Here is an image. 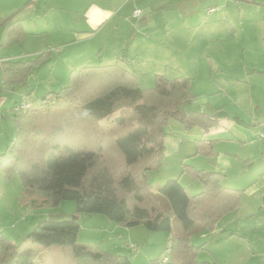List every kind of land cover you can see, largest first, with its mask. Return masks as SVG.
<instances>
[{
	"label": "rangeland",
	"instance_id": "obj_1",
	"mask_svg": "<svg viewBox=\"0 0 264 264\" xmlns=\"http://www.w3.org/2000/svg\"><path fill=\"white\" fill-rule=\"evenodd\" d=\"M136 10L141 14L135 15ZM22 13L29 34L21 43L4 47L3 27L0 59L51 55L14 90L8 86L3 92L11 106L6 113L0 111V230L20 250H41L28 238L30 232L54 215L73 218L76 202L65 200L53 206L46 202L45 191L25 187L19 172L8 174L3 169L17 137L12 106L26 98L37 104L47 93L60 91L73 68L120 61L137 74L140 88L152 87L157 73L168 78L185 75L194 93L183 106L186 111L231 118L230 131L257 133L261 138L264 129L249 121L258 119L264 128V0H26ZM165 131L162 163L149 172L150 182L158 186L179 178L190 193H199L201 183L185 168L213 169L215 159L199 143L205 138L202 129H187L171 119ZM213 144L217 150L234 146L223 140ZM106 156L109 168H124L115 150ZM262 159L244 164L263 168ZM79 222V243L122 255L126 249L134 264H156L171 246L168 232H153L143 225L125 228L101 214H81ZM182 231L181 222L174 218L173 233Z\"/></svg>",
	"mask_w": 264,
	"mask_h": 264
},
{
	"label": "trees",
	"instance_id": "obj_2",
	"mask_svg": "<svg viewBox=\"0 0 264 264\" xmlns=\"http://www.w3.org/2000/svg\"><path fill=\"white\" fill-rule=\"evenodd\" d=\"M10 20L0 14V30L7 26L4 47L21 43L27 34L20 20ZM50 55L3 61L2 81L14 90ZM190 85L185 75L157 73L152 87L140 88L136 73L117 61L73 68L60 91L47 93L37 104L26 98L32 105L14 115L17 137L2 167L8 174L19 172L25 187L45 191L53 206L75 201L76 211L73 218L43 219L35 226L28 238L42 246L39 251L20 250L0 230V264H134L126 254L78 242L84 213L104 215L125 228L143 225L168 232V264H210L198 257L206 244L195 245L192 236L214 230L220 219L237 211L243 190L225 186L221 171L195 167L185 170L201 183L197 194L179 178L158 186L149 179L162 163L171 119L204 133L221 125L217 116L184 109L194 98ZM199 143L204 153L214 155L211 141ZM110 149L124 168L104 162ZM174 218L183 226L180 233H173Z\"/></svg>",
	"mask_w": 264,
	"mask_h": 264
},
{
	"label": "crops",
	"instance_id": "obj_3",
	"mask_svg": "<svg viewBox=\"0 0 264 264\" xmlns=\"http://www.w3.org/2000/svg\"><path fill=\"white\" fill-rule=\"evenodd\" d=\"M17 1L0 0V14L6 19H11L10 21L20 20L26 31V17L22 15L26 10V0ZM34 2L30 1L32 4ZM4 27L6 33L7 26ZM26 33L29 34L27 31ZM10 59L15 58H1L0 66L3 61ZM4 88L7 89V86L2 81L0 69V111L6 113L11 103L9 104V97L3 94ZM13 108L14 104L12 110ZM240 110L248 117L245 109L240 107ZM220 123L218 128L208 133H204L202 129L204 139L212 143L219 140L229 141L231 146H234L217 150L213 144L214 155L211 158L215 160L213 169L209 170L223 172L222 183L225 186L243 190L242 202L237 211L220 219L214 230H204L200 232V236L195 234L192 240L194 243L206 244V248L200 251V259L209 261L210 264H264V167L252 169L244 164L261 157L264 159V140L257 133H233L230 131L234 123L231 118H222ZM249 125H259L264 129L258 119L256 123L253 118L250 119ZM235 145L238 147L235 148ZM263 159L259 164L263 163L264 166ZM127 251L125 249L124 254L130 255Z\"/></svg>",
	"mask_w": 264,
	"mask_h": 264
},
{
	"label": "built area",
	"instance_id": "obj_4",
	"mask_svg": "<svg viewBox=\"0 0 264 264\" xmlns=\"http://www.w3.org/2000/svg\"><path fill=\"white\" fill-rule=\"evenodd\" d=\"M141 10H136L135 15H140ZM32 104L28 100H24L21 103H18L14 107L15 113H21L22 111H25L28 109ZM261 138L264 140V131L261 133ZM170 261V249L167 250V253L164 254L160 259H158L157 264H168Z\"/></svg>",
	"mask_w": 264,
	"mask_h": 264
},
{
	"label": "water",
	"instance_id": "obj_5",
	"mask_svg": "<svg viewBox=\"0 0 264 264\" xmlns=\"http://www.w3.org/2000/svg\"><path fill=\"white\" fill-rule=\"evenodd\" d=\"M63 217L64 215H54V216H51L49 219H61Z\"/></svg>",
	"mask_w": 264,
	"mask_h": 264
}]
</instances>
